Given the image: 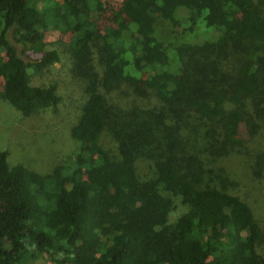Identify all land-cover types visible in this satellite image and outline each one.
<instances>
[{
    "label": "trees",
    "instance_id": "obj_1",
    "mask_svg": "<svg viewBox=\"0 0 264 264\" xmlns=\"http://www.w3.org/2000/svg\"><path fill=\"white\" fill-rule=\"evenodd\" d=\"M106 3L0 0V98L23 117L54 108L56 86L31 78L60 56L84 97L70 128L75 150L48 174L10 165L0 150V264L35 255L50 264H264V154L226 188V179L205 183L195 163L187 172L163 163L141 180L120 152V130L134 119L114 123L113 145L100 144L109 114L141 103L213 120L225 157L240 154L264 129V0H122L102 23ZM52 30L67 37L62 52L45 47ZM192 54L217 58L207 92L210 66L192 81ZM168 138L167 151L180 146Z\"/></svg>",
    "mask_w": 264,
    "mask_h": 264
},
{
    "label": "rangeland",
    "instance_id": "obj_2",
    "mask_svg": "<svg viewBox=\"0 0 264 264\" xmlns=\"http://www.w3.org/2000/svg\"><path fill=\"white\" fill-rule=\"evenodd\" d=\"M122 0H107V10L101 18L105 23L112 9L119 6ZM45 47L62 52L67 37L57 31H49L45 36ZM253 50L256 44L251 42ZM257 52V51H255ZM222 50L218 54L220 56ZM192 54L189 57L192 81L199 79L202 63L209 64L211 72L205 75L202 91H209L218 80L216 72L217 58L199 60ZM209 58H214L211 54ZM68 62L64 56L60 61L39 77L31 78V84H54L60 97V102L52 109L23 117L9 104L0 98V150L7 152L10 165L22 164L38 174H48L56 165L71 158L75 145L70 137V128L75 123L84 97L77 82L68 75ZM141 103L132 107L127 115L113 116L109 114L108 125L102 132L100 144L103 148L113 145L117 134L114 123L121 125L130 118L132 121L123 125L119 136L126 138L120 142V152L125 158H131L136 172L141 180H146L160 164L176 163L180 172L191 169V163L198 164L205 183L220 184L226 179L228 184L239 186L252 174L254 156L264 154V129L248 141L240 154L224 155L221 131L213 120L201 119L192 111H170L162 109L155 112H145ZM146 121V126L141 124ZM113 127V128H112ZM133 128L134 131L128 130ZM128 131V132H127ZM174 133L180 141V146L172 151L166 150L169 143L168 134ZM148 141L149 145L145 143ZM22 264H50L41 255L28 259Z\"/></svg>",
    "mask_w": 264,
    "mask_h": 264
}]
</instances>
